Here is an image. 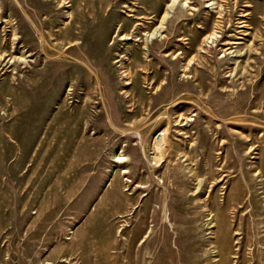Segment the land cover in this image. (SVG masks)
Returning a JSON list of instances; mask_svg holds the SVG:
<instances>
[{
  "label": "rangeland",
  "instance_id": "1",
  "mask_svg": "<svg viewBox=\"0 0 264 264\" xmlns=\"http://www.w3.org/2000/svg\"><path fill=\"white\" fill-rule=\"evenodd\" d=\"M188 3L0 0V264H264V0Z\"/></svg>",
  "mask_w": 264,
  "mask_h": 264
},
{
  "label": "bare ground",
  "instance_id": "2",
  "mask_svg": "<svg viewBox=\"0 0 264 264\" xmlns=\"http://www.w3.org/2000/svg\"><path fill=\"white\" fill-rule=\"evenodd\" d=\"M179 2V0H171V4L172 3H175V5L177 4ZM182 3H183V5H182V7H184V6H187L188 8H190L191 6L189 5L190 3H188V0H182ZM209 3H211V1L209 2ZM174 5V4H173ZM174 5V6H175ZM214 5V4H213ZM169 6V7H168ZM168 6H166V8L168 7V8H172V9H174L175 7H170V5H168ZM210 7V5L209 6H207V8H209ZM167 8V9H168ZM171 9V10H172ZM151 14H157V13H160L161 12V8L159 7V8H148L147 9ZM170 10V9H169ZM170 10V11H171ZM169 13V11H167V13H165L164 15H162V17L160 18V23H161V25H164L165 24V22H168L169 20H171L172 18H170V15L168 14ZM171 13V12H170ZM152 17V16H151ZM146 19V18H145ZM147 21H149V22H151L150 24L151 25H153L152 26V29L148 32V34L146 33V34H144L143 35V37L144 36H147V35H150L151 36V38L152 37H155L156 36V33H157V35L159 34V33H161L160 31H161V29H163V26L161 27V28H159V29H154L153 30V27H154V25H155V23L156 22H158V20L159 19H157L156 17H154V18H151V19H146ZM7 22L9 23V21L7 20ZM6 22V23H7ZM220 23L221 22H218V25H217V27L216 28H219V25H220ZM215 34H211L208 38H207V40H206V43L208 44L209 43V41L211 40L212 41V44H214L215 42H214V40H215ZM147 38V37H146ZM150 38V37H149ZM219 38V37H218ZM147 40H149V39H147ZM149 43V42H148ZM2 57V56H1ZM22 61V60H21ZM185 68V67H184ZM165 132H167V130H165ZM163 133L164 135H166V133ZM168 146H170V139L168 138L167 140H166V138L164 139V141H162V142H157L156 144H155V155H156V157H158V156H161L162 158L163 157H165L166 155H167V152L165 151V147H168ZM170 148V147H169ZM168 148V149H169ZM122 161H125V159H123V157H122V155L121 156H119V158L116 160V162H118V163H120V162H122ZM124 173H127L126 171L124 172Z\"/></svg>",
  "mask_w": 264,
  "mask_h": 264
}]
</instances>
